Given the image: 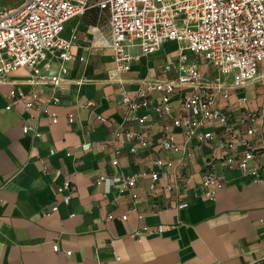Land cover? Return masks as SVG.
I'll use <instances>...</instances> for the list:
<instances>
[{
    "label": "crops",
    "instance_id": "obj_1",
    "mask_svg": "<svg viewBox=\"0 0 264 264\" xmlns=\"http://www.w3.org/2000/svg\"><path fill=\"white\" fill-rule=\"evenodd\" d=\"M68 22L61 37L69 40L75 31L73 52L85 61L65 64L68 74L62 76L61 89L56 92L59 103L49 107L57 115L56 124L46 117L29 118L21 107L4 110L9 89L25 93L34 89L28 70L20 69L0 84V264H264V183L254 184L238 171H223L225 187L215 202L195 198L180 211L171 199L148 198L133 205L128 192L117 194L113 189L106 194L102 185L95 184L99 176L141 175L133 192L148 190V174L157 171L152 162L163 157L156 142L160 124L145 109L137 113L147 117L144 127L125 119L126 107L120 97L122 93L132 97L144 82L171 79L176 45L166 42L150 57H141L133 49L130 70L118 75L110 52L105 67L113 75L104 70L89 74L93 64L89 52L98 43L86 46L78 25L64 35ZM47 61L50 65L43 72L56 75L58 60L51 57ZM257 77L233 95L246 96L251 109L262 102L264 69L258 70ZM49 93L45 87L44 96ZM148 97L154 104L157 94ZM177 100L176 96L172 99L174 106ZM69 115L72 123L67 122ZM98 116L107 121L99 122ZM23 124L42 137L23 136ZM117 128L142 131L152 148L131 157L130 144L119 136L116 146L121 154L117 166H111L113 147L103 151L101 144ZM210 151L209 146L194 150V186L200 182L199 168ZM66 180L72 187L69 205L56 193ZM192 193L183 197L190 198ZM53 206L56 212L46 214ZM124 213H128L126 222L119 219ZM109 214L113 219L106 221ZM156 225L164 228L158 236L144 237L140 243L128 237L143 226Z\"/></svg>",
    "mask_w": 264,
    "mask_h": 264
},
{
    "label": "built area",
    "instance_id": "obj_2",
    "mask_svg": "<svg viewBox=\"0 0 264 264\" xmlns=\"http://www.w3.org/2000/svg\"><path fill=\"white\" fill-rule=\"evenodd\" d=\"M16 7L0 9V84L9 75L26 69L34 87L30 92L15 88L5 94V111L21 107L29 118L46 117L57 123V115L49 110L59 99L62 76L68 74L67 63H83L84 57L73 52L75 31L69 40L63 39L66 22L97 8L108 15V48L116 75L128 72L137 49L141 57L156 54L166 42L176 45V55L170 63L171 79L144 82L132 97L122 93L125 119L140 127L147 124L146 116H138L141 109L150 110L160 124L157 139L162 158L152 164L157 171L148 174L150 185L144 193L133 192L141 175L99 176L96 185L104 193L113 189L117 194L128 192L133 205L142 199H171L178 211L187 209L195 198L215 202L225 187L223 171H238L254 184L264 183V92L262 102L255 108L248 106L246 96L233 97L255 80L264 63V0H19ZM58 60V73L43 72L49 67L48 58ZM202 67L213 73L205 80ZM48 87L49 95L44 96ZM143 88V89H141ZM155 93L153 104L148 94ZM177 97V105L172 99ZM233 97V98H232ZM105 123L104 117L96 118ZM71 115L67 122L72 123ZM23 136L41 138L42 134L27 124L21 126ZM122 136L130 144L128 155L150 150L151 144L142 131L117 128L101 150L113 147L111 166H117L121 154L116 146ZM209 146L199 168L197 186L193 184L191 165L194 150ZM53 150L49 151L52 155ZM69 156V154H66ZM166 171H168L166 173ZM192 191L190 198L184 194ZM61 202L69 205L71 182L66 180L56 189ZM56 212L53 206L46 214ZM113 219L109 214L106 221ZM119 219L126 222L128 213ZM162 225L143 226L128 237L140 243L144 237L158 236ZM57 252L56 245L52 247ZM70 255V252H66Z\"/></svg>",
    "mask_w": 264,
    "mask_h": 264
},
{
    "label": "rangeland",
    "instance_id": "obj_3",
    "mask_svg": "<svg viewBox=\"0 0 264 264\" xmlns=\"http://www.w3.org/2000/svg\"><path fill=\"white\" fill-rule=\"evenodd\" d=\"M18 5H20L19 0H0V9H2L3 7H16ZM90 22L91 15H88L84 18L80 16L78 18L72 19L68 22V27L64 32V35H70L75 25H78L79 37L80 39L85 40V42L87 43L86 46L95 41L98 43V47L91 48L89 52V54L92 55L90 56L91 60H93V64L88 69L90 71L89 74H95L98 70H104L105 72H107L108 68L105 67V63L109 60L110 50L107 47L108 25L106 18L104 16H100L99 19H96V22L94 24ZM102 61L103 63L101 64ZM259 68V72H261L262 69H264V63H261ZM201 69L203 71V74L205 75V80H210L213 75L211 70L208 67H202ZM108 72H111L112 74V69Z\"/></svg>",
    "mask_w": 264,
    "mask_h": 264
},
{
    "label": "trees",
    "instance_id": "obj_4",
    "mask_svg": "<svg viewBox=\"0 0 264 264\" xmlns=\"http://www.w3.org/2000/svg\"><path fill=\"white\" fill-rule=\"evenodd\" d=\"M88 15H91V22L90 23L94 24L96 22V19H99L100 16H104L106 18L107 25H108V15L105 11L99 10L97 8H92V9L84 12L81 16L84 18Z\"/></svg>",
    "mask_w": 264,
    "mask_h": 264
},
{
    "label": "bare ground",
    "instance_id": "obj_5",
    "mask_svg": "<svg viewBox=\"0 0 264 264\" xmlns=\"http://www.w3.org/2000/svg\"><path fill=\"white\" fill-rule=\"evenodd\" d=\"M260 77H261V76H260ZM260 77H256V78L258 79V78H260ZM256 78H255V79H256Z\"/></svg>",
    "mask_w": 264,
    "mask_h": 264
}]
</instances>
